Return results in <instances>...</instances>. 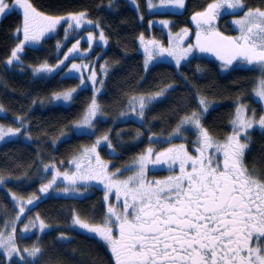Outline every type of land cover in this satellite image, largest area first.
Listing matches in <instances>:
<instances>
[{
  "label": "snow or ice",
  "instance_id": "obj_1",
  "mask_svg": "<svg viewBox=\"0 0 264 264\" xmlns=\"http://www.w3.org/2000/svg\"><path fill=\"white\" fill-rule=\"evenodd\" d=\"M131 2L134 3L135 0ZM111 4L112 0L109 7ZM161 4L182 9L185 7V0H161ZM17 7L23 10V40L11 50L6 60L7 65L19 62L20 53L26 45L39 42L46 33L55 32L61 21L67 24L64 29L65 39L69 38L70 30H80L83 26L94 23L86 19L87 13L84 11L61 16L45 15L37 11L29 0H13L12 4L0 0V18L10 14ZM148 7L149 9L155 7L151 0H148ZM245 7L244 0H214L213 3H209L204 11L196 12L192 17L198 29L196 44L189 45L177 55L171 49H164L156 45V42H150L156 46L144 47L147 53V59L144 61L145 70L154 56L163 55L165 52L175 59L177 66L188 58V53L194 48L200 52H211L222 61L223 70H229L234 62L247 66L249 70L258 69L261 76L256 81L253 92L260 102H264V10L256 8L244 11ZM223 10L243 11L242 17L231 21L239 31L238 36H224L216 30L215 21L222 15ZM149 23L151 25L153 22ZM160 23L165 27L169 25L168 21ZM95 26L99 27V24ZM20 30L17 28L16 33ZM183 34L187 35V29L183 30ZM94 39L90 32L86 37L89 48L92 47ZM99 40L107 43L102 31ZM80 43L81 41L77 40L73 44L65 54V60L78 52ZM57 46L59 47V44ZM64 62L59 61L55 67L59 68ZM90 67H92L90 64H73L69 73L81 72ZM52 70L47 64H42L34 69V73ZM100 71L106 75L107 65H102ZM197 71L200 69L197 68ZM80 80L81 86L86 81H91L94 92L82 119L75 122L72 127L74 130H93L95 118L102 115L100 105L96 102V93L102 90L104 81H99L101 88L95 87L97 74L94 69L90 76L87 78L81 76ZM174 87L173 84H169L155 93L133 95L129 97L127 106L143 122L149 106L166 97ZM76 91L77 89L73 88L54 94L51 100L70 103ZM193 98L197 101L196 110L183 116L169 136L181 135L186 126L195 129L197 155H190L183 144L158 153L148 148L134 159L131 166L117 169L109 175L108 165L100 160L97 152L99 147L106 144L110 154L115 153L110 137L106 134L97 139L90 149L83 151L80 162L69 161L75 163L76 167V172L71 176L63 174V180L69 185L75 186L78 181L98 180L104 184L106 204L113 189L117 200L123 196L122 212L109 205L103 226L89 223L75 211L70 224L71 229L78 228L103 241L110 249L115 264H264V246L259 244V240L264 238V179H262L264 173L255 167L249 169L244 162L246 153L251 150L252 132L258 131L264 135V114L257 119L253 110L249 116L247 105L238 102L234 116L230 120L231 134L227 135L223 142H217L202 124L204 117L212 108L211 102L199 93ZM0 111H3L2 106ZM129 115V112L120 113L121 117ZM17 119L21 121L20 127L5 130L0 125V141L16 136L26 128L23 118ZM136 138H139V134ZM157 139L155 136L149 137L150 141ZM93 155L96 160L95 167L92 165ZM84 160H87L86 170H82L85 168ZM149 165L153 168L167 166L168 170L173 172L178 166L179 172L163 180H149L147 179ZM44 167L46 171L51 168L50 165ZM131 168H135V171L127 179L123 181L114 179L122 171ZM61 175L60 172H56L53 179L40 188V192L47 193ZM3 182L4 177L0 176V183ZM62 191L68 193L70 188L66 186ZM13 200L16 201L17 198L13 196ZM33 203L34 199L17 201L19 211L11 221L12 232L5 235L4 230L0 229V255L6 257L9 264H39L41 257L44 256L45 249L39 244L38 234L44 233L51 225L39 216L34 217L21 229L22 233L38 230L37 242L23 250L16 245L15 220L21 219L22 215L26 214V206ZM8 223L9 221H5L6 225ZM110 224L115 226L118 236L114 237ZM254 238L257 240L255 247L251 244ZM70 239L61 232L56 237V242H70ZM0 264H3V261H0ZM46 264H53L51 257Z\"/></svg>",
  "mask_w": 264,
  "mask_h": 264
},
{
  "label": "trees",
  "instance_id": "obj_2",
  "mask_svg": "<svg viewBox=\"0 0 264 264\" xmlns=\"http://www.w3.org/2000/svg\"><path fill=\"white\" fill-rule=\"evenodd\" d=\"M8 1L13 3V0ZM143 1L140 0V3ZM204 1L206 0H187V7L183 12L171 14L174 18L172 27L183 25L187 16L197 11L198 4ZM29 2L37 11L48 16L84 11L88 19L102 28L108 43L102 57L104 62L109 64V68L102 91L96 97L102 116L108 120H98L94 131L109 135L116 156L121 162L142 151L146 145H163L161 139L148 141L147 138L150 135L159 138L168 132V129L170 131L175 128L183 116L196 110L197 101L193 97L197 93L214 103L202 121L203 126L214 138H224L231 132L230 120L238 102H252L250 94L255 71L242 68L223 70L220 64L201 59L196 54L189 59L191 62L187 59L178 67L179 70L169 63L162 62L145 70L138 49L139 34H146L145 19L140 18L138 12L123 0H112L111 7L110 0ZM244 3L246 8H264V0H244ZM21 26L22 9L18 7L0 18V104L8 116L3 119L13 124L9 117L18 116L23 118L26 126L20 136L0 145V176L6 180L0 186V206L5 202L10 209H13L15 204L11 195L27 197L39 193L41 165L44 167L48 162L66 161L92 137L72 132L67 136L61 135L68 132L71 125L82 116L92 97L91 90L83 88L76 91L68 105H53L50 102L51 96L74 88L77 79L59 77L57 74L33 78L29 72L21 73L5 66V59L10 56L11 50L21 37L20 32L16 33V29ZM45 52L39 47L27 45L20 57L23 62L36 65L44 58L53 59ZM197 68L200 71H197ZM169 84L175 86L174 90H170L166 97L149 106L143 122L114 119L129 97L155 93ZM17 124L21 126V121L18 120ZM253 133L259 135L258 132ZM25 135L30 138L25 139ZM255 140L245 159L251 151L256 152L258 157H264V151L261 149L263 135L260 134L257 141ZM255 167L264 173V163ZM110 202L111 199L108 204ZM108 204L104 201V193L94 190L80 198L48 195L29 208L30 214L36 213L51 225L39 238L40 246L45 249L39 264H46L50 257L53 264H114L113 256L103 241L70 228L74 211L82 219L94 222L95 225H103ZM68 230L71 231L69 237L72 240L57 243L56 237ZM27 238H23V241H29ZM34 240L35 237L31 236L30 242ZM0 261L4 264L2 255Z\"/></svg>",
  "mask_w": 264,
  "mask_h": 264
},
{
  "label": "rangeland",
  "instance_id": "obj_3",
  "mask_svg": "<svg viewBox=\"0 0 264 264\" xmlns=\"http://www.w3.org/2000/svg\"><path fill=\"white\" fill-rule=\"evenodd\" d=\"M113 1H118V0H113ZM123 1L125 3H127L129 6L133 7V9L136 10L138 12V14L140 15V18L145 19L146 34L144 32H142L138 36V46H139L138 49H139V52L142 56L143 65H144V61L147 59V53H145V51H144L145 45H148L150 48H155V46L158 45L159 47L164 48V49H171V50L175 51L177 53V55H179L184 49H187L189 47V45H192V43L195 42V37L190 34L187 27H185V26H179L178 28L172 27V23H173L174 18L171 16V14L181 13L182 9L175 8V7H172L170 5H163V4H161V0H151V2L155 5V7L152 9H149V7H148V0H144L142 4L140 3V0H135L134 3L131 2V0H123ZM6 2L10 4V2L8 0H6ZM141 8H143L144 10ZM241 13H243V12L241 11ZM86 19H88V18L86 17ZM88 20H90V19H88ZM150 21L153 22L151 25L149 23ZM160 21H168L169 25L167 27H165L163 24L160 23ZM96 24H98V23L94 22L91 25L83 26V28L80 30H70L69 38L65 39L64 29L67 27V24L64 21H61V24L57 26L55 32L46 33L45 36L42 37L39 42L32 43V44L28 45L30 47L34 46V47H39L41 49H44V51H46L45 53L53 58L52 60H48L47 58H44L40 63H38L36 65H32V64H27V63L23 62L22 58L20 57L19 62H14L13 65H7L6 60L8 58H6L4 61V64L8 68H11V69L18 71V72H21V73L22 72H29L31 77H33V78H37V77H41V76H45V77L46 76H52V75H56V74L59 77H74L75 79H77V84L74 88H76L77 91L80 89H83V88H88L89 90H91L92 97H93L94 89H93L92 82L86 81V83L81 86L80 77L83 76V77L87 78L88 76H90L92 74V70L94 69L96 71V74H97V82L95 84V87L101 88V84L99 83V81L100 80L104 81L105 77H106V75L100 71L101 66L102 65H107V67L109 66V64H106V62H104L105 60L102 57L103 52L107 48L108 43L105 44L103 41L99 40V34L101 31L103 32V30L100 27V25H99V27H96L95 26ZM22 25H23V10H22ZM20 29H21L20 30L21 37H19V39L17 40L16 45L19 44L20 40H23L22 26ZM184 29H187V35L183 34ZM90 32L93 34V36L95 38L94 43H93L91 48H89V44L87 43V40H86V37L88 36V34ZM104 36H105V34H104ZM141 36L143 37V43H141ZM82 38H84V39H82ZM105 38H106V36H105ZM77 40L81 41V43L79 44L78 52L73 53L72 58L65 60V54L68 53L69 49L72 48L73 44H75L77 42ZM106 40H107V38H106ZM150 42H156V45H154ZM58 44H59V47L57 46ZM23 51H24V49H23ZM23 51L20 53V55L23 53ZM195 54L197 55V52H194V51L189 52L188 58H187L188 61H190L189 59L192 58L193 56L195 57ZM187 59L181 61V64L179 66H177L175 59L172 56H169L167 54V52H165L163 55L154 56V58L149 62L148 68L151 67L152 65L156 64V63L162 62V63H169V64L175 66L176 69L179 70L178 67H180L184 62H186ZM61 60L65 61L64 64L60 65L59 68L55 67L59 63V61H61ZM217 63H220V65H222V62H220V61H218ZM42 64H47L53 70L51 72L34 73V69L39 67ZM73 64H77V65L90 64L92 67H90L88 70H82L81 72L73 71V72L69 73V69L72 68ZM235 67H237V68H243V67L248 68L247 66L236 63L235 65L231 66L230 69L235 68ZM144 68H145V65H144ZM253 71H255V74H256L255 78H254V85L252 86L251 94H250L251 95L250 100H252L253 103H250V101L247 100V101H245L243 103H239V104L247 105V114L249 116H251V114L254 110L255 114H256V118L259 119V117L262 114H264V112H263L262 108H258L257 103L259 100H257L258 98H256V96L253 92V89L256 87V81L258 79H260L261 74L257 70H253ZM102 88H103V86H102ZM69 90H71V89H69ZM69 90H65V91H69ZM65 91H62L59 93H63ZM100 92L96 93V96ZM55 94H58V93H55ZM137 95H140V94H137ZM92 97L89 100L85 110L87 109L88 105L90 104ZM128 99L124 103L120 112L115 115L114 119L123 120V121L124 120H126V121L132 120V121H135V123L141 122V120L138 118V116L135 113H132L131 109L127 106L128 105ZM208 101L211 102L212 105H214V103L211 100H208ZM50 102L53 105H68L69 104V103H66L63 101H52L51 98H50ZM96 102L99 105L97 97H96ZM0 106H2V105L0 104ZM237 106H238V104L235 106V109ZM261 106L264 109V103H262ZM235 109H234V113H235ZM85 110H84V112H85ZM84 112H83V114H84ZM121 112H129L130 115L126 116V117H121L120 116ZM191 112H189L188 114H190ZM83 114H82V116H83ZM82 116L75 122H78L79 120H81ZM6 117H8V116L6 114V110L3 108V111H0V125H2L5 128V130H7L10 127L11 128L20 127V125L17 124V122L19 120V119H17L18 116L9 117V118H11V120L16 125L14 123L12 124L11 122H6L3 119ZM98 120H102V121L106 122L108 120V118L104 117L102 115H99L95 118L94 125L96 124V122ZM72 125H71V129L68 132H66L63 136H67L72 132L74 134H88V135H92V137H89L90 140L86 143H83L84 145H82L77 151H75V153L72 154L66 161H61L58 164L56 162H54V163L48 162V165H50L51 168L47 171L45 170V168L42 165L40 166L41 167L40 168L41 183L39 185V190H38L39 193L38 194H36V195L30 194L27 197H18V198H17V196H15L17 198V200L15 201V204L12 207L13 209H10L11 207H9V205L5 204V202L2 203V205L0 206V209H1V211H0V229L4 230L5 235L12 232L11 221L14 220V218L16 217V215L19 211L17 201H26L28 199H34V203H33V205H34L37 203L38 200H40V199H42L48 195H52V196L58 197V198H66V197L80 198V197L89 195L94 190L102 191L104 193V196H105L104 184L100 183L98 180H90L87 182L78 181L75 186L69 185L66 181L63 180V174L64 173H67L69 176H71L72 173L76 172L75 163H69V161L75 160L76 162H80V157H81V154L83 153V151L85 149H90L97 139H100L106 135V133H100L99 134V133L95 132L94 129L93 130H89V129L74 130ZM124 130H125V128H124ZM173 130H174V128L170 131L168 129V132L164 133L163 135H160V137L158 139H161V141L163 142V145H159V144H157V145H154V144L146 145L142 149V151H140L139 153H136L133 157L126 159L124 162H121L118 160L116 153L110 154L109 149H108L106 144L102 147H99L97 149V152L99 153L100 160L108 165L107 172L109 175L114 173L117 169L124 168L125 166H131L133 164L134 159L137 158L139 155L143 154L145 152V150L148 148H152L154 150V152L158 153V152H162L165 149H168L170 147L183 144L190 155H193V156L197 155L196 148L198 147V144L196 143V141H197L196 130L191 128L190 126H186L185 130L182 132L181 135L170 137L169 134L172 133ZM89 132H91V134H89ZM255 132H258V131H255ZM21 134H22V132L16 136L8 137L4 141H0V145L4 142L8 141V140H12L14 138H17ZM229 134H231V132H229L227 135H229ZM257 134L260 135L259 132ZM259 135H256L252 132V138H253L252 143L254 142L255 139H256L255 141H257V138H259ZM150 136H152V135H150ZM210 136L217 142H223L225 137H226L225 136L224 138H214L212 135H210ZM263 137H264V135H263ZM25 139H27L26 135H25ZM147 140L150 141L149 138H147ZM261 149L264 151V141L261 142ZM153 158H155V157L153 156ZM263 158H264L263 156L258 157L256 155V152L251 151L249 156L246 158V164L250 168H253V167H255V165H259V164L263 165V163H264ZM83 164H84L85 168L82 170H86L87 160H84ZM92 165H93V167L96 166V160H95L94 155L92 157ZM157 167L158 168H153L151 165H149V170L147 172V179H149V180H163L167 176L176 175L179 172L178 167H176L177 170L171 174H168L169 170H168L167 166H163V167L157 166ZM255 168L262 172V170L260 168H257V167H255ZM97 170L99 171V169H97ZM134 171H135V168H131V170H127V171H122L119 175L115 176L114 179L117 181H123V180L127 179V177L133 175ZM56 172H60L62 174L61 177L57 179L56 184L53 186V188L49 189V191L47 193H41L40 188L43 185L48 184L53 179V176L55 175ZM43 177L45 179H43ZM1 185H2V183H0V186ZM66 186L70 188V191L68 193H65L62 191V189ZM13 196L14 195H11L12 200H13ZM109 198L112 200V203L111 202L109 204L107 203L108 206L111 205L113 207H116L118 209L117 211L122 212L123 206H122V204L120 205L119 200L120 199L123 200V196H121L120 199L117 200V197L115 195V189H113L112 192L109 193ZM33 205L26 206L27 211H28V208H30ZM27 211H26V214L22 215L21 219L15 220V224H16V232H15L16 245L21 250H23L26 247L30 248L34 244V242H37L38 235H39V238H41L49 230V229H47V230H45L44 233H39L38 235H37L38 230H33L32 232H29V233H22L21 229L24 228V225L29 223V221H31L34 217L38 216L36 213L30 214V213H27ZM5 221H9V223L6 225ZM104 221L102 223H104ZM89 223L93 224L94 222L93 223L89 222ZM93 225H95V224H93ZM101 226H103V225H101ZM109 226L113 227V229L115 227L114 225H111V224ZM77 230L79 232H82L78 228H77ZM69 232H71V231L68 230V231H66L65 234L67 236H69ZM82 233H85V235L90 236V234H88L86 232H82ZM113 235H114V237L118 236V231L113 230ZM31 236L35 237L34 242H30ZM23 238H27L29 240V241H27L28 243L24 242ZM2 258L4 260V264H9V261L6 257H4L2 255ZM113 259H114V257H113ZM114 262H115V259H114Z\"/></svg>",
  "mask_w": 264,
  "mask_h": 264
},
{
  "label": "flooded vegetation",
  "instance_id": "obj_4",
  "mask_svg": "<svg viewBox=\"0 0 264 264\" xmlns=\"http://www.w3.org/2000/svg\"><path fill=\"white\" fill-rule=\"evenodd\" d=\"M214 2V0H206V1H204V2H202V3H200V4H198V6H199V8H198V10L197 11H194V12H192V13H190L188 16H187V18H186V22L183 24V25H181V26H185V27H187L188 28V30H189V32H190V34L192 35V36H194L195 37V42L194 43H192V45H195L196 44V42H197V37H196V33H197V31H198V29H197V25H196V22L195 21H193V19H192V17H193V15L196 13V12H202V11H204L205 9H206V7H207V5L209 4V3H213ZM186 7H187V0L185 1V7L184 8H182V11L181 12H183L185 9H186ZM248 9H250V8H246L245 7V9H244V11H246V10H248ZM252 9H256V8H252ZM260 9H262V10H264V8H260ZM243 12V11H242ZM230 13H232V14H230ZM243 16V13H241V11H238V10H223L222 11V15L215 21V27H216V30L217 31H219L220 33H222L224 36H232V37H235V36H238L239 35V31H238V29L236 28V26L235 25H233L232 23H231V21L232 20H234V19H239L240 17H242ZM193 51L194 52H197V56L199 57V58H201V59H204V60H208V61H214V62H218V61H220V60H218L217 59V57L213 54V53H211V52H200L199 50H197V49H193ZM220 62H222V61H220ZM237 62H234V64L233 65H235ZM218 64H220V63H218ZM242 69H245V70H249L248 68H245V67H243ZM249 71H253V70H249ZM257 71L258 72H260L258 69H257ZM257 98V97H256ZM257 100H259V99H257ZM252 101V100H251ZM251 103H253V101L251 102ZM262 103H264V102H260V101H258V108H262V110H263V112H264V109H263V107L261 106L262 105ZM259 110V109H258ZM245 165L247 166V164H246V159H245ZM176 167H178V166H176ZM249 169H251L249 166H247ZM155 168H158V167H155ZM179 168V167H178ZM177 170V169H176ZM190 170V169H189ZM169 173L168 174H171V173H173V171H168ZM261 172V171H260ZM261 173H263V172H261ZM262 179H264V176H262ZM119 202L123 205V200H119ZM72 240V239H71ZM251 244H252V246H256V244H257V240L254 238L252 241H251ZM259 244L261 245V246H264V238H262V239H260L259 240Z\"/></svg>",
  "mask_w": 264,
  "mask_h": 264
},
{
  "label": "crops",
  "instance_id": "obj_5",
  "mask_svg": "<svg viewBox=\"0 0 264 264\" xmlns=\"http://www.w3.org/2000/svg\"><path fill=\"white\" fill-rule=\"evenodd\" d=\"M52 163H54V162H52ZM56 163H57V162H56ZM56 163H55V164H56ZM57 164H58V163H57ZM57 164H56V165H57ZM17 198H18V197H17Z\"/></svg>",
  "mask_w": 264,
  "mask_h": 264
}]
</instances>
